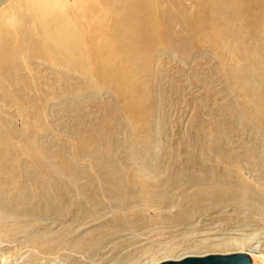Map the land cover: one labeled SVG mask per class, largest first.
Here are the masks:
<instances>
[{
    "label": "rangeland",
    "instance_id": "374dc122",
    "mask_svg": "<svg viewBox=\"0 0 264 264\" xmlns=\"http://www.w3.org/2000/svg\"><path fill=\"white\" fill-rule=\"evenodd\" d=\"M155 1L138 42L88 15L84 70L46 49L0 71V264L264 257V0L238 27L229 0ZM138 4L118 23L143 35Z\"/></svg>",
    "mask_w": 264,
    "mask_h": 264
},
{
    "label": "bare ground",
    "instance_id": "6f19581e",
    "mask_svg": "<svg viewBox=\"0 0 264 264\" xmlns=\"http://www.w3.org/2000/svg\"><path fill=\"white\" fill-rule=\"evenodd\" d=\"M125 1L128 0H75L74 5L69 6L68 0H23L13 8L10 14L0 18V71L5 69L7 62L21 58V51L26 55L27 51L32 55H44V52L45 54L47 52L46 49L52 52L57 61L65 54L63 64L76 69H86L93 49H89L84 32L85 27L84 29L80 27L81 22L88 15L99 16L97 31L94 30V32H97L96 34L100 35L102 40H112L115 34H119L120 37L126 36L131 42H138L151 32L158 34L156 1L139 0L135 24L142 30L145 29L143 35L134 33L132 28L124 23H118L121 18L124 20V16L126 17V12L122 9ZM249 2L250 0H229L230 5L239 4L240 7L238 14L234 13L237 9L230 14L229 24L238 27L237 21L239 23L242 19L246 23L255 17L257 13L252 11L254 14H251L249 11L252 8ZM99 6H103L101 10H105L101 12ZM263 6V2L258 6L260 14L264 13ZM105 17L110 19L107 21ZM102 46L97 45L95 48L98 50ZM234 242L236 246L243 247L249 243V240ZM256 255L264 261L262 255Z\"/></svg>",
    "mask_w": 264,
    "mask_h": 264
},
{
    "label": "water",
    "instance_id": "95a60500",
    "mask_svg": "<svg viewBox=\"0 0 264 264\" xmlns=\"http://www.w3.org/2000/svg\"><path fill=\"white\" fill-rule=\"evenodd\" d=\"M155 264H264V261L250 252L232 251L185 255L177 259L166 258Z\"/></svg>",
    "mask_w": 264,
    "mask_h": 264
}]
</instances>
